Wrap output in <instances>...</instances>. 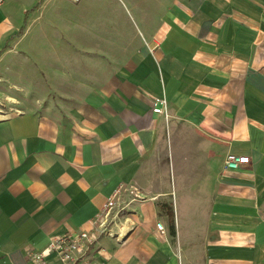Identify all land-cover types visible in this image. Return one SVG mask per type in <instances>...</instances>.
Returning <instances> with one entry per match:
<instances>
[{
  "label": "crops",
  "instance_id": "obj_1",
  "mask_svg": "<svg viewBox=\"0 0 264 264\" xmlns=\"http://www.w3.org/2000/svg\"><path fill=\"white\" fill-rule=\"evenodd\" d=\"M20 1L0 6V264L91 231L119 187L120 236L45 264H264V0H27L12 19Z\"/></svg>",
  "mask_w": 264,
  "mask_h": 264
},
{
  "label": "built area",
  "instance_id": "obj_2",
  "mask_svg": "<svg viewBox=\"0 0 264 264\" xmlns=\"http://www.w3.org/2000/svg\"><path fill=\"white\" fill-rule=\"evenodd\" d=\"M5 0H0V6ZM73 3L79 0H69ZM1 104V103H0ZM2 114H5L4 110H0ZM152 112L161 115L167 121L170 117L167 108V101L164 97H155L152 104ZM0 113V114H1ZM249 162V157L244 155H236L233 153H227L223 159V166L225 169H237ZM122 187H119L110 197L103 203L100 211L91 220L92 230H80L77 232H66L57 235L50 239L47 248L44 251L29 250L27 253L28 259L31 264H45V254L55 253L63 261L76 262L81 260L89 248L96 243L98 237L101 235H109L119 237L120 234H115L112 231V226L121 223L120 213L126 209L127 203L121 204L118 202V194ZM125 232L132 228L134 224L132 221L125 220L122 222ZM157 229L163 232V226L161 223H157ZM127 229V230H126Z\"/></svg>",
  "mask_w": 264,
  "mask_h": 264
},
{
  "label": "rangeland",
  "instance_id": "obj_3",
  "mask_svg": "<svg viewBox=\"0 0 264 264\" xmlns=\"http://www.w3.org/2000/svg\"><path fill=\"white\" fill-rule=\"evenodd\" d=\"M26 1H27V0H22V1H20L19 3H21V4L19 5V3H17V7H14V8L11 10L10 16H11L12 19L20 18V17L18 16V14H19V10H20V9L18 8V6L21 7L22 4H24ZM35 6H37V5H35ZM14 107H15V106H14ZM14 107H12V106H10V105L0 104V110H1V109L4 110L5 113H8L9 111H16V110L13 109ZM15 108H16V107H15Z\"/></svg>",
  "mask_w": 264,
  "mask_h": 264
}]
</instances>
